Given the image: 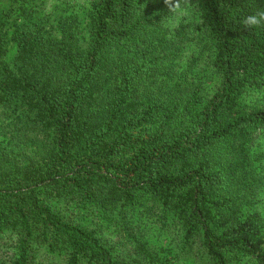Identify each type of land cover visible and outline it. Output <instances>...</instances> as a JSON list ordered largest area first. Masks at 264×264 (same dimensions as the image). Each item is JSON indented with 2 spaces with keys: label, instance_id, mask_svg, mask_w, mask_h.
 <instances>
[{
  "label": "trees",
  "instance_id": "1",
  "mask_svg": "<svg viewBox=\"0 0 264 264\" xmlns=\"http://www.w3.org/2000/svg\"><path fill=\"white\" fill-rule=\"evenodd\" d=\"M16 3L0 6L2 264H38L43 250L159 264L157 226L213 264H264V216L244 208L263 183L264 104L241 103L264 90V26L241 23L264 0H93L85 46L76 14L50 26ZM187 3L195 36L166 26L165 5Z\"/></svg>",
  "mask_w": 264,
  "mask_h": 264
},
{
  "label": "rangeland",
  "instance_id": "2",
  "mask_svg": "<svg viewBox=\"0 0 264 264\" xmlns=\"http://www.w3.org/2000/svg\"><path fill=\"white\" fill-rule=\"evenodd\" d=\"M18 0H0V6L2 8L8 9L11 5L17 6L16 3ZM24 1V0H23ZM93 0H27L25 4L28 9L33 10V16L37 19H45L50 26H53L57 23L58 19L62 16L68 14H76L81 21V42L82 45H86L87 37V24H88V4ZM162 1V0H157ZM69 6L73 7L69 9ZM165 8L168 10V20L166 26L170 29L178 27L180 24H190L191 30L193 31L192 35H198L201 33L202 29L199 30V27H202L201 24V13L196 4L187 3L180 6L165 5ZM69 9V10H68ZM205 39V38H204ZM209 42L205 39L204 44ZM15 44L10 43V53L9 56L12 57L15 53ZM205 63V62H204ZM210 84H208L209 86ZM242 106L247 108H252L256 106H261L264 104V90H252L249 91L241 100ZM3 125L0 124L3 130ZM4 132V131H2ZM1 132V133H2ZM3 135H0V145L3 141ZM260 145L264 150V134L258 137ZM261 165V168L259 166ZM253 169L257 172L260 171L261 177L263 178V183L259 185L258 190L256 191L255 198L249 203L246 202L245 209H255L264 216V157L261 160H256L253 164ZM102 236L107 241H112L114 243L120 242L119 229L114 226H107L102 224ZM154 237L152 238L151 246H156V251L159 254V264H213V262L206 256V253L198 246H194L191 251H188L187 248L183 250L181 243L173 242L172 230H162L160 226H157L153 229ZM121 247L124 245L122 242L119 244ZM149 245V246H150ZM4 261H7L4 259ZM144 261V260H143ZM145 264L151 262L144 261ZM230 262L232 264H254L248 256L245 255H233L230 257ZM0 264L2 261L0 260ZM38 264H65V261L62 257L56 256L51 257L43 250L39 255Z\"/></svg>",
  "mask_w": 264,
  "mask_h": 264
},
{
  "label": "clouds",
  "instance_id": "3",
  "mask_svg": "<svg viewBox=\"0 0 264 264\" xmlns=\"http://www.w3.org/2000/svg\"><path fill=\"white\" fill-rule=\"evenodd\" d=\"M165 2L168 3L169 0H165ZM241 23L245 30L264 26V10H259L252 15L244 17Z\"/></svg>",
  "mask_w": 264,
  "mask_h": 264
}]
</instances>
